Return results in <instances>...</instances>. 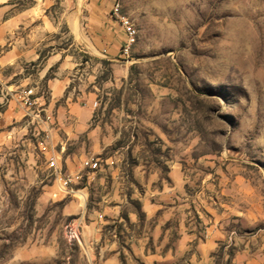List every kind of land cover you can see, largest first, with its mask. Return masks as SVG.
I'll return each instance as SVG.
<instances>
[{"label": "rangeland", "instance_id": "1", "mask_svg": "<svg viewBox=\"0 0 264 264\" xmlns=\"http://www.w3.org/2000/svg\"><path fill=\"white\" fill-rule=\"evenodd\" d=\"M90 1L44 0L10 81L42 120L0 102V264H264V0H121L128 56Z\"/></svg>", "mask_w": 264, "mask_h": 264}, {"label": "crops", "instance_id": "2", "mask_svg": "<svg viewBox=\"0 0 264 264\" xmlns=\"http://www.w3.org/2000/svg\"><path fill=\"white\" fill-rule=\"evenodd\" d=\"M29 6H23L18 0H0V69L3 82L11 89L20 87L10 82L13 76L21 73L27 63H34L40 59V54L44 49V20L39 11L43 12L44 0H33ZM114 0H91L88 5L90 10L89 21L93 22L91 33L98 39L102 50L111 44L118 48L123 41L121 35L122 28L116 19L109 16L110 8L113 7ZM41 22V29L32 23ZM92 36V34H90ZM57 59L49 61V66ZM7 71H13L11 74ZM47 70L41 74V77ZM25 78L23 81H27ZM66 83L58 80L55 84L57 98L63 96ZM5 98L0 94V102L3 103ZM8 106H14L18 113L22 108L17 106L14 98L6 99ZM43 99H41V102Z\"/></svg>", "mask_w": 264, "mask_h": 264}, {"label": "built area", "instance_id": "3", "mask_svg": "<svg viewBox=\"0 0 264 264\" xmlns=\"http://www.w3.org/2000/svg\"><path fill=\"white\" fill-rule=\"evenodd\" d=\"M112 15L119 22L122 31L125 35L124 43L122 46V53L125 56L129 55V52L137 39V29L133 22L122 13L121 0H115L112 7ZM1 74V69H0ZM0 94L5 99L14 98L17 106L22 108L24 114L34 122L42 120V113L45 111L41 102V97L32 88H21L18 87L16 90L11 89L7 86L0 75ZM49 117H47L48 119ZM42 150L48 154V162L55 174L56 181L62 191H68L69 185L72 183L73 178L70 174L63 172L62 166L58 160V154L52 145L42 146ZM85 168L89 170H95L97 168V162L93 159H88L84 162Z\"/></svg>", "mask_w": 264, "mask_h": 264}]
</instances>
